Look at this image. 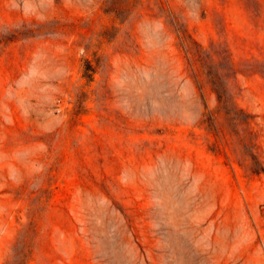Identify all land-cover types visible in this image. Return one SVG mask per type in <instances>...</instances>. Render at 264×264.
Listing matches in <instances>:
<instances>
[{"label": "rangeland", "instance_id": "374dc122", "mask_svg": "<svg viewBox=\"0 0 264 264\" xmlns=\"http://www.w3.org/2000/svg\"><path fill=\"white\" fill-rule=\"evenodd\" d=\"M0 264H264V0H0Z\"/></svg>", "mask_w": 264, "mask_h": 264}]
</instances>
